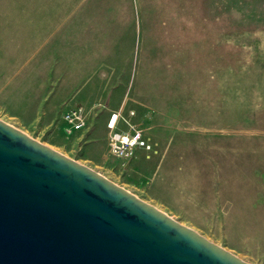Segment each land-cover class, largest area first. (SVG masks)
Wrapping results in <instances>:
<instances>
[{"label": "rangeland", "instance_id": "1", "mask_svg": "<svg viewBox=\"0 0 264 264\" xmlns=\"http://www.w3.org/2000/svg\"><path fill=\"white\" fill-rule=\"evenodd\" d=\"M95 1L100 0H0L1 88L28 64L35 39L39 45L76 27L78 19L92 18ZM177 1L152 18L149 39L135 49L139 67L124 97L123 91L112 97L83 89L67 103L71 108L59 111L61 118L83 106V129L68 133L59 127L55 137L42 130L30 136L147 202L240 197L229 208L235 220L201 234L233 246L227 249L251 264H264V250L256 249L264 248V0ZM159 30L164 36H157ZM119 106L126 116L135 111L134 122L148 115L143 125L154 152L138 151L125 163L112 157L107 126ZM0 119L23 130L1 107ZM175 219L199 225L188 215Z\"/></svg>", "mask_w": 264, "mask_h": 264}, {"label": "water", "instance_id": "2", "mask_svg": "<svg viewBox=\"0 0 264 264\" xmlns=\"http://www.w3.org/2000/svg\"><path fill=\"white\" fill-rule=\"evenodd\" d=\"M0 264H251L0 119Z\"/></svg>", "mask_w": 264, "mask_h": 264}, {"label": "crops", "instance_id": "3", "mask_svg": "<svg viewBox=\"0 0 264 264\" xmlns=\"http://www.w3.org/2000/svg\"><path fill=\"white\" fill-rule=\"evenodd\" d=\"M175 3L181 4L177 0L95 1L92 18L78 19L76 27L70 29L68 27L67 31L64 30L63 34L56 38L47 36L40 39L39 45L35 39L28 64L20 67L17 75L2 88L0 71L1 109L8 111L13 120L29 135L32 131L42 130L50 134V138L55 137V130L57 131L59 127H64L68 133H77L78 131H69L63 116L60 118V108L63 105H67L65 111L71 108L73 105L67 103L74 96L80 98L79 93L86 88L95 90L94 92L100 90L105 96L112 97L123 91L124 97L131 88V80L139 67L135 49L140 48L143 42L149 39L151 26L149 24L153 22L152 18L163 16L162 11L170 4L175 6ZM135 9L137 20L134 18ZM140 9L144 10L143 15ZM147 9L153 11V15L149 12V21ZM162 33V30H159L157 36H164L165 33ZM124 74H129L128 79ZM122 110L123 106H119L111 113ZM107 130L108 140L110 134L108 126ZM51 142L53 141H50V144ZM223 180H227V185L239 182L222 179L221 183ZM198 184L201 185L199 182ZM239 198L231 194L222 196L220 193L210 201L204 196L193 198L183 196L175 199L173 205L169 201L149 203L173 218H187V215L196 218L195 222L199 225L193 228L203 233L223 228L226 222L231 223L235 220L233 216L231 217L229 208L235 206ZM206 207L208 211H203ZM195 222L191 220L190 224ZM183 224L189 223L183 221ZM202 226L208 228L204 229ZM221 246L230 250L234 248L227 244ZM256 249L264 250L263 247ZM261 263L254 261V264Z\"/></svg>", "mask_w": 264, "mask_h": 264}, {"label": "built area", "instance_id": "4", "mask_svg": "<svg viewBox=\"0 0 264 264\" xmlns=\"http://www.w3.org/2000/svg\"><path fill=\"white\" fill-rule=\"evenodd\" d=\"M135 115V111H131L127 116L122 111L114 112L111 113L108 121L110 134L107 145L109 152L112 157L124 163L135 158L138 151H145L147 154L155 151L143 125L148 115L146 114L141 122H134L132 118ZM63 118L68 124L69 131H79L87 123V114L81 105L65 112Z\"/></svg>", "mask_w": 264, "mask_h": 264}]
</instances>
